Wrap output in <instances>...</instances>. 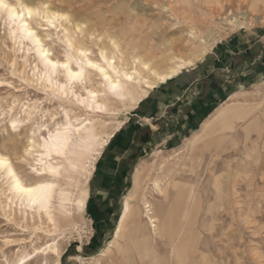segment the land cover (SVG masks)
Masks as SVG:
<instances>
[{"label":"rangeland","instance_id":"rangeland-1","mask_svg":"<svg viewBox=\"0 0 264 264\" xmlns=\"http://www.w3.org/2000/svg\"><path fill=\"white\" fill-rule=\"evenodd\" d=\"M76 1L74 8L84 6L88 8L87 12L94 14L93 17L108 18L109 24L114 27L111 30L117 33L135 19L140 23L145 21L153 24L154 28L161 32L156 34L154 39L164 40L172 47L173 52L183 57H194V51L197 49L198 53L200 50L201 45L195 42L196 40H189L191 32L189 26L205 33L204 24L199 19L201 18L199 10L212 13L216 19L209 26L216 29L220 26L221 30L215 31L222 38L214 45L213 50L204 56L203 61L197 62L196 66L199 68L188 69V71L196 69L194 70L196 75L190 74V78L195 76L200 78V73L202 76L196 94L198 105H202L200 108L202 113L196 126L182 132V140L167 147L145 143L146 149L142 148V152L138 150L137 155L132 156L134 162L131 166H122L123 160H120L117 168L114 162L106 164L104 158L107 152L113 150L112 145L117 139V136L114 138L116 133L119 134L126 129V138L136 136L135 145L142 137H149L150 131L153 132L150 124L142 121L136 114L153 112L158 98L155 97L156 93L161 96L165 92H175L176 100L177 96H183L186 88L181 85L189 83L184 79L189 72L184 71L182 81H180L182 77L178 76L179 78L171 80L170 84L166 86L161 84V88L153 89L150 99L141 109L124 110L120 107L122 110L117 117L124 119L129 116V120L118 129L104 147L102 154L98 155L94 174L90 177L87 213L77 217L76 228L67 227L66 230L51 235L40 226L35 230V227H24L23 222L14 221L3 207L9 190L8 180L1 177L0 264H15L20 257L33 252L35 246L50 243L54 238L60 241L65 249L62 264H124L125 261L127 262L125 264H186L178 260L177 254L182 251L181 245H185L182 252L188 256V264H264V17L260 21L252 19L253 24L249 27H234L228 22L217 20L219 17L226 18L229 10L235 8L238 16L248 9L251 17L264 14V10L255 11L250 8L249 2L252 0ZM258 2V5H263L262 1ZM163 3L170 5L173 13L180 17L182 22L173 17L172 11L162 7ZM1 22L0 20V27H3ZM140 23H135V26H141ZM5 49H0V56ZM0 79L11 84L0 89V151L3 153H8L4 146L9 143L11 116L18 114L24 117L27 104H36L44 110L49 109V112H37L31 121L32 124L43 120H47L50 125H53L55 120L61 122L63 108L66 106L74 109L76 113L87 116L86 111L74 108L70 101L60 102L54 94L46 93L38 86L27 83L21 76L15 74L4 54L0 57ZM212 91L218 95V102L204 105L202 101H208ZM233 93L237 96L233 100L230 98L229 103L247 105L252 110L250 116L237 122L235 129L231 131L213 133L207 138H202L194 146H188V140L201 128L203 122ZM61 103L63 107H60ZM193 104L188 105V108ZM182 110L183 108L181 112ZM182 115H186V110H183ZM114 117L115 115L110 114L101 115L103 126L99 129L100 133L105 134L111 130L116 122ZM132 118L135 120L132 121ZM251 125L253 128L250 131L248 126ZM169 127L172 128L171 124ZM160 130H163V127ZM21 133L20 144L25 143L28 136L27 126L22 127ZM219 134L226 135L221 143L222 137ZM165 159L170 161L162 170ZM28 169L30 170L25 166L18 170L26 179H31L32 175ZM137 169L141 171L142 182L139 194L134 198L136 205L134 208L136 212L140 210L141 224L137 220H130L131 228L128 225L129 229L127 228L121 243L126 244L123 248L125 250H120L119 245L112 247V242L116 239L123 217L125 198L134 187L133 178ZM86 176V172L80 175L82 183ZM155 179H158L164 193L155 188ZM219 184L221 190L218 188ZM192 197H195L194 202ZM145 198H148L154 207V216L158 217L160 233L159 236L151 234L150 239L156 250V255L151 259H146L147 253L139 250L140 247L133 242L142 240L151 230V225L145 223L147 218L143 215ZM189 209L190 214L187 216ZM184 219H187L186 233L178 241L176 235ZM169 222L170 228L166 227ZM138 225L142 228L140 232H136L135 229ZM160 228L163 229L162 232ZM7 238L14 240L15 244L7 246L4 242ZM103 252H107V255L102 256ZM123 253H126V256ZM97 258H101L102 263L97 262ZM32 264H42V260Z\"/></svg>","mask_w":264,"mask_h":264},{"label":"bare ground","instance_id":"bare-ground-1","mask_svg":"<svg viewBox=\"0 0 264 264\" xmlns=\"http://www.w3.org/2000/svg\"><path fill=\"white\" fill-rule=\"evenodd\" d=\"M258 1H262L263 5H258ZM4 2L9 7H16L18 14H22V19L17 20L15 24H9L6 23L8 20L7 10L0 9V20L3 22V27H0V49L6 48L2 54L10 61L15 74L21 76L27 83L38 86L46 93L54 94L60 102L70 101L74 108L86 111L87 114V116H83L76 113L74 109L66 108L69 106L65 105L61 122L55 120L54 124L50 125L46 122L47 120H43V122L32 124L31 121L36 117L37 112L45 113V111L49 112V109L45 108L44 110L36 104H27L24 109V117L18 114L11 116L9 128L11 132H8L9 143L4 146L8 153L0 151V157L7 160V165L0 167V178L8 180L9 190L3 203L4 210L17 223L23 222L24 227L31 226L36 230V227L40 226L44 231L54 235L66 230L67 227L76 228L77 217L86 214V204L89 198L88 185L98 155L128 120V117L124 119L117 117L120 115L121 108L123 107L124 110L137 109L150 91L158 88L161 84H167L191 67H195L197 62L202 60L221 40L222 36H219L215 31L217 29L220 31L221 27L219 26L217 29L210 27L209 24L213 23L216 18L212 13H207V10L204 12L200 9L201 18L199 19L204 24L205 33L189 26L191 27L189 40H196L195 42L201 45L200 50L198 53L197 49L194 51V57H183L173 52L172 47L164 40L156 41L154 36L161 32L157 28L155 29L153 24H148L145 21L140 23L136 19L132 20L128 26H124L120 33H117L111 30L114 27L109 24L108 18L93 17L94 14L87 12L88 8L84 6L74 8L73 5L77 4L76 0H4ZM18 4L24 7H17ZM249 4L250 8L255 11L264 10V0H252ZM162 7L172 11L173 17L179 19L178 22H182V19L173 13L170 5L163 3ZM28 8L33 10V16L30 18L27 16ZM235 9L229 10L226 18H221L219 15L217 20L228 22L234 27H249L253 24L252 19L260 21L264 17V14H256L255 17H251L248 9L238 16ZM247 19H249L248 22ZM49 20L56 24V28H52L47 23ZM135 23H140L141 26H135ZM22 25H27V29L35 34L39 45H42L50 53L49 56L39 55L37 51L39 46L33 42L32 37L27 36ZM13 32H15V36L12 35ZM49 36L52 37L51 40L47 38ZM189 40L187 41L190 42ZM45 60H51L53 63L58 62L54 75L51 65L45 67ZM66 61L72 72L83 69L80 81L70 80L68 72L59 67V64ZM90 65L97 67H90ZM99 69H103V71L101 72ZM129 77L131 79H128ZM49 78L52 79L51 84L48 83ZM10 85L9 81L0 79V89ZM113 86H116L115 92ZM236 96L237 94L233 95L231 100ZM60 107H63V103ZM251 111L247 105L227 102L188 140L187 145L194 146L202 138H207L213 133H223L235 129L237 122L249 117ZM65 113H67L66 118ZM102 114L115 115L116 119L111 130L105 134L99 132L103 126L100 119ZM65 119L72 126L69 130L70 143L67 149L63 150L62 155H57L55 149L49 151L45 147L44 141L48 139L46 134L49 132L54 134L56 132L54 126L58 124L62 126ZM13 124L16 125L15 128L12 127ZM253 125L257 127L258 124ZM23 126H27L28 136L25 143L20 144ZM252 128V125L248 126L250 131ZM219 136L222 137L221 143L226 135L219 134ZM212 141H214L213 138ZM51 143L52 141H49V144ZM29 148L31 151H27ZM168 161L170 160H164L162 170ZM25 166L30 168L28 170L32 175L31 179H26L18 170ZM169 171L171 172L170 169ZM84 172L87 173V176L82 183L79 177ZM140 177L141 171L139 170L135 178V191L125 201L123 217L116 239L112 242V247L119 245L120 250L126 246L125 243H121L130 220H137L138 223L141 221L140 210L136 212L131 202L139 194L142 182ZM38 185H52V187L33 192L27 191L29 188H37ZM154 186L164 193L158 179L154 180ZM218 188L221 190L220 184ZM194 198L192 197L193 202ZM148 200L147 198L144 202L145 213L143 212V215L147 218L145 223L151 225L150 233H148L150 236L145 235L142 240H133V242L140 247L139 250H144L147 253L146 259H151L156 255V250L150 239L151 234L157 236L159 228L158 217L154 216V207ZM77 213L78 215H76ZM187 214L189 216L190 209ZM132 217L136 218L131 219ZM186 221L187 219H184V222L179 225L180 228L176 235L178 241L186 233ZM169 224L170 222L166 227L170 228ZM131 225H129L130 228ZM138 226H135L136 232L142 230L140 225ZM160 229L162 232L163 229ZM132 234L134 235L135 232ZM4 242L9 247L15 244L14 240L9 238ZM182 247L185 248V245L180 246V249L184 251ZM64 250L62 243L54 238L50 243L46 242L35 246L33 252L26 253L15 264H32L38 260H42V264H62ZM182 251L180 250L177 254L178 260L188 264L189 258ZM107 252H103L102 256H106ZM125 254L123 253V255ZM97 260L102 263L101 258H97ZM125 262L123 263L125 264Z\"/></svg>","mask_w":264,"mask_h":264},{"label":"crops","instance_id":"crops-1","mask_svg":"<svg viewBox=\"0 0 264 264\" xmlns=\"http://www.w3.org/2000/svg\"><path fill=\"white\" fill-rule=\"evenodd\" d=\"M211 51H209V52H211ZM204 58L201 61H203ZM196 67L199 68L198 66H195L194 68H196ZM194 70H196V69H193L190 71L186 70L189 73H187V75L185 76L184 79H185V81L186 80L189 81V83H184L181 85V86H184L186 88V90H185V93L183 96H177L178 101L175 99V96H176L175 92H173V93L172 92H165L161 96L158 93H156L155 97L157 96L158 98L156 99V102L154 105L155 109L153 110V112L148 113V114H143V113L142 114H138V113L136 114L142 121H145L148 124H150L149 127L153 130V132L150 131L151 134H149L150 135L149 137H147V138L142 137V139L139 140L137 142V144L135 145L136 136L133 135V136H130L129 138H126L125 137V136H127L126 135V132H127L126 129L124 131L120 132L119 134L117 133L115 135L114 138H116V136H117V139H116V141H114V144L112 145L113 150L107 152L105 157H104L106 164L114 162V163H116V167L118 168L120 165L119 161L123 160L122 166H128V165L131 166L134 162L133 161L134 159H132V156L134 157L135 155H137L138 150L141 151L142 148L146 149L144 147L145 143L156 144L157 147H160V146L167 147L168 145L172 146V144H175L176 142H178V140H182V132H184L189 127L196 126V123L199 119V116L202 113L201 112L202 109H200V108H202V105H200V104L198 105V103L196 101V99L198 98V96L196 94H197L198 86L200 84V80H201L202 76H200L201 73L200 74L198 73L200 78H196V76H195V78L194 77L190 78L189 77L190 74L196 75V72H194ZM184 74H185V72L183 74H181L179 77L184 76ZM179 77H177V78H179ZM184 79L182 77L180 79V81H182ZM170 83H171V81H169L167 84H164L163 86H166ZM161 87H162V85L158 88H161ZM150 93H151V91H150ZM150 93H149V95H147L145 97L143 102L138 106L137 110L141 109L142 106L150 99V96H151ZM236 93L239 94L240 92H236ZM236 93H233L229 97V99L227 101H225L219 108L224 106L227 102H230V98L233 95H235ZM218 98H219L218 95L212 91V93L210 94L209 100L208 101H202V103L204 105H208V103H212V102L217 103ZM192 103H194L193 106L188 108V105H190ZM176 106H178V108H174ZM182 108H183V110H186V115H182V113H183V110L181 112ZM219 108H217V110ZM217 110H215V112ZM215 112H213V115L215 114ZM180 115L182 116V118L179 119ZM213 115H211L207 120H205L203 122V124L206 121H208ZM127 117L129 120V116H127ZM131 120L133 121V120H135V118L134 119L132 118ZM170 124H171L172 128L169 127ZM203 124H202V126H203ZM202 126H201V128H202ZM161 127H163V130H160ZM198 131H196V132H198ZM125 141H127V143H125ZM141 152H139V154ZM141 155H143V154L141 153ZM138 169L136 171L135 178H136ZM135 178H133L134 187L130 191V193L126 196L125 201L130 196V194H132L135 191V187H136ZM120 179H122V177H120ZM117 180H119V178ZM89 198H90V184H89ZM89 198H88V201H89ZM132 200L133 201H131V202H132L133 207H134L135 204L133 202H135V199L133 198ZM88 201H87V204H88ZM125 201H124V206H125ZM87 204H86V213H87ZM123 212H124V209H123ZM121 217H122V215H121Z\"/></svg>","mask_w":264,"mask_h":264},{"label":"snow or ice","instance_id":"snow-or-ice-1","mask_svg":"<svg viewBox=\"0 0 264 264\" xmlns=\"http://www.w3.org/2000/svg\"><path fill=\"white\" fill-rule=\"evenodd\" d=\"M17 7H24L23 5H17ZM0 9H5L7 10L8 13V20L6 21V23L9 24H15V22L17 20L22 19V14H18L17 12V8L16 7H9L8 4H6L4 2V0H0ZM39 15V13L37 12V16ZM27 16L30 18L33 16V10L31 8L27 9ZM66 19V18H65ZM47 23L52 27V28H56V24L53 23L52 20L47 21ZM24 31L27 33V36H30L33 38V42L36 43L39 47L37 49L39 55H41L42 57H47L50 55L49 52H47V50H45L43 48L42 45H39V40L36 39L35 34L31 31H29L27 29V25H22ZM13 36H15V32L12 33ZM26 38V37H25ZM49 40L52 39L51 36L47 37ZM14 42V41H13ZM69 47H71V45H69ZM71 58L69 57V60ZM45 67L47 68L48 65H51V69H52V74H55V69L58 66V62L57 63H53L51 60H45ZM79 66V65H78ZM59 67L65 69L68 74H69V79L70 80H77L80 81L82 79L83 76V69L81 68L80 71H76V72H72V70L69 68V63L66 61L63 64H59ZM90 67H97L96 65H90ZM101 72L103 71V69H99ZM105 79H107V77H105ZM128 79H131V77H129ZM48 83L51 84L52 83V79L49 78L48 79ZM113 91H116V86H113ZM64 95H67V93H64ZM65 118L67 117V113L64 114ZM53 119H55V117H53ZM13 128L16 127L15 124L12 125ZM54 127H56V132L53 134L51 132L47 133V137L48 139L44 141V145L45 147L51 151L52 149H55L56 154L57 155H62L63 154V150H66L69 143H70V137H69V130L71 129V123L68 122L65 119V122L61 125H55ZM78 130V128H77ZM33 135H35V133H33ZM43 139V138H42ZM49 141H52L51 144H49ZM27 151H31V149H27ZM5 165H7V160L6 158L0 157V167H4ZM33 171H35V169H33ZM52 185H38L37 188L33 189V188H29L27 189V191L29 192H33V191H38L40 189H44V188H51Z\"/></svg>","mask_w":264,"mask_h":264},{"label":"trees","instance_id":"trees-1","mask_svg":"<svg viewBox=\"0 0 264 264\" xmlns=\"http://www.w3.org/2000/svg\"><path fill=\"white\" fill-rule=\"evenodd\" d=\"M117 134V133H116ZM115 137V136H114ZM63 258V257H62Z\"/></svg>","mask_w":264,"mask_h":264}]
</instances>
